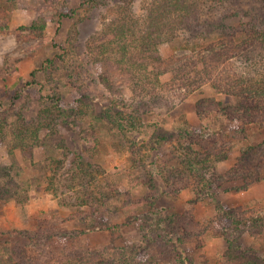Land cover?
<instances>
[{"label":"rangeland","instance_id":"obj_1","mask_svg":"<svg viewBox=\"0 0 264 264\" xmlns=\"http://www.w3.org/2000/svg\"><path fill=\"white\" fill-rule=\"evenodd\" d=\"M154 1L0 0V264H237L228 234L264 264V110L235 107L264 73L253 1L196 7L139 100L90 42L118 18L144 29Z\"/></svg>","mask_w":264,"mask_h":264},{"label":"trees","instance_id":"obj_2","mask_svg":"<svg viewBox=\"0 0 264 264\" xmlns=\"http://www.w3.org/2000/svg\"><path fill=\"white\" fill-rule=\"evenodd\" d=\"M241 1L243 0H220V4L219 0H217L214 10L220 13V10H223L222 6L232 5L234 2L239 4ZM251 1H253V4L249 8V17L251 21L250 24L247 23L249 24L248 26L246 24L244 28H242L243 31H246V34H242L244 35L242 37L251 39L254 43H260L261 47L264 48V6H262L264 0ZM210 3L209 0H156L150 7L147 16H145L144 29H142L137 22L136 24H132L123 18L115 19L93 37L90 42V49L91 51L93 50L97 59L105 61L107 64L111 65L113 69H119L125 73L127 72L136 88V99L142 100V91L148 90L149 85L153 88L155 85H162L160 75L163 74V69L165 68V58L160 52V46L179 37L182 31H191V27L199 17L197 11L194 9H196V7L200 8L202 4L210 5ZM223 8L227 10L226 6ZM239 9H241V6H239ZM237 13L238 10H235L234 14ZM196 16L198 17L195 19ZM225 18H227V16H225L224 19ZM45 25L46 23L44 20L40 22L33 21L28 28L32 30L42 29ZM7 29H9V24H0V31ZM193 32L194 34L189 40L195 43L198 37L197 34L200 33V31L194 29ZM224 34L227 33L224 32ZM238 37V39H240V36ZM192 43L190 46L191 48L193 47ZM195 44L197 45L198 43ZM207 71L205 70L203 73H208ZM260 75H254L252 79H249L250 84H256L253 90L254 94L238 95L239 103L235 107L242 109L244 122L254 121L259 115H262L260 114L262 108L264 110V73ZM100 81L107 88L112 87V80L109 75L101 74ZM259 94L263 99L258 97ZM136 106L134 109H137ZM134 109L131 110L132 115H134ZM226 110L230 118L239 119L235 116L236 112L232 115L228 109L224 108L225 112ZM232 111H236L235 108ZM122 125V127L126 128L134 127L133 119L125 120L122 122ZM218 209L224 217L229 218L230 222L235 225L236 230L240 228L242 225L241 223H244V219H246H243V216L236 214L234 211L231 212L229 209L226 211L223 210L221 206H218ZM261 218L260 216L253 217V219H251L252 223L250 224L254 225L256 229L258 226L261 227L263 225ZM237 237L238 236H229L228 234L227 256L230 260L237 261V264H254L250 258H247L246 252H244L245 249L236 242ZM97 263L98 262H90V264ZM182 263L186 264L184 261H182Z\"/></svg>","mask_w":264,"mask_h":264}]
</instances>
